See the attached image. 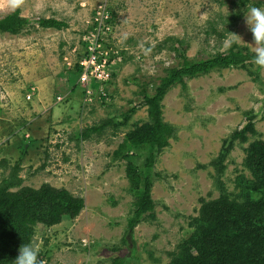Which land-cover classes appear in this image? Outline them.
Returning <instances> with one entry per match:
<instances>
[{
	"label": "rangeland",
	"instance_id": "rangeland-1",
	"mask_svg": "<svg viewBox=\"0 0 264 264\" xmlns=\"http://www.w3.org/2000/svg\"><path fill=\"white\" fill-rule=\"evenodd\" d=\"M249 6L264 7V0H0V17L19 9L30 20L19 33L0 32V181L17 166L20 186L48 183L84 202L73 219L34 226L31 241L41 244L42 264H112L114 258H124V264H166L168 252L191 233L190 219L201 200L220 193L211 161L254 110L255 133L244 142L233 141L221 180L231 192L238 174L250 176L245 149L264 141V67L254 63L184 78L164 92L161 119L172 125L175 136L154 156L153 217L145 216L131 235L127 223L134 194L127 160L113 153L126 131L147 120L137 83H148L152 92L165 68L178 61L173 46L191 59L207 57L224 51L235 33L242 39L235 45L253 52L243 19ZM106 15L110 29L102 35L100 50L110 49L113 63L108 65L115 75L106 82L107 99L96 96L84 106L85 85L77 81L76 69L83 57L81 37L95 17ZM48 17L65 27L37 25L38 18ZM132 105L138 107L126 126L111 123L100 135L80 139L83 128L106 118L121 120L119 114ZM129 152L136 153L134 148ZM144 157L140 153L133 161L139 166Z\"/></svg>",
	"mask_w": 264,
	"mask_h": 264
},
{
	"label": "trees",
	"instance_id": "trees-1",
	"mask_svg": "<svg viewBox=\"0 0 264 264\" xmlns=\"http://www.w3.org/2000/svg\"><path fill=\"white\" fill-rule=\"evenodd\" d=\"M109 22L110 19L107 24ZM36 23L43 28L55 29L66 25L53 17L38 18ZM29 24L30 20L22 17L19 9H15L0 17V32L16 34ZM175 40L181 45L180 40ZM172 49L178 61L165 68V74L157 78L158 84H155L152 92L147 90L148 83L136 82L139 87L137 97L141 98L140 105H146L147 120L134 124L126 131L123 140L113 151L115 156L127 160L126 177L129 190L134 194V208L127 223L128 235L145 216L153 217L150 174L154 156L168 145L170 137L175 136L172 125L161 119L160 100L164 92L177 82L183 84L184 78H194L221 69L243 68L253 63L254 55L247 47L235 44L222 52L197 59L186 56L180 47L173 46ZM107 51L110 54V49ZM84 53L82 51L79 57ZM110 58H113L112 53ZM76 69L79 76L81 65L77 64ZM114 75L111 72V77ZM104 93L109 96L106 87ZM106 95L99 96V99H106ZM83 105L87 104L83 102ZM137 107L132 105L126 111L127 114L120 113L121 120L116 122L113 118H106L102 123L83 128L79 132L80 139L87 140L93 134L100 135L103 128L111 123L114 128L126 126L129 115ZM245 115L244 124L234 129L225 146L224 140L222 150L211 161L217 171L214 180L220 192L218 197L201 200L197 215L190 219L191 233L178 242L173 251L168 252L169 261L166 264H264V141H253L245 149L243 162L250 176L238 174L234 180V191H228L221 180L225 169L223 161L233 141L244 142L248 139V133H255L253 124L258 112L251 110ZM133 148L135 154L129 152ZM140 153L145 157L143 164L138 166L133 159H137ZM17 168L14 166L0 181V264H12L20 244L31 241L37 223L52 226L64 217L73 219L84 207L83 198L72 195L65 188H55L48 183L38 188L20 186L22 180L17 176ZM155 175L159 177L158 173ZM121 241L127 244L128 239L123 237ZM112 264H124V258H114Z\"/></svg>",
	"mask_w": 264,
	"mask_h": 264
},
{
	"label": "built area",
	"instance_id": "built-area-1",
	"mask_svg": "<svg viewBox=\"0 0 264 264\" xmlns=\"http://www.w3.org/2000/svg\"><path fill=\"white\" fill-rule=\"evenodd\" d=\"M108 15L101 17L100 20L95 17V21L91 24V28L87 29L81 37L82 51L85 52L82 59L78 62L81 65V73L78 82L84 86L83 102L90 105L97 96H103L104 86L111 77L112 68L108 62L113 63V59L107 57V50H100L103 40L102 35L108 33L110 25L107 24ZM32 91V89H30ZM26 99H30V94H26ZM62 97L56 96V100L60 101Z\"/></svg>",
	"mask_w": 264,
	"mask_h": 264
},
{
	"label": "clouds",
	"instance_id": "clouds-1",
	"mask_svg": "<svg viewBox=\"0 0 264 264\" xmlns=\"http://www.w3.org/2000/svg\"><path fill=\"white\" fill-rule=\"evenodd\" d=\"M15 6V4L12 5V7ZM227 15L228 10H226L225 12V19ZM243 19L248 30L251 32L252 40L255 45L252 49L254 53L252 58L253 63L257 66L264 67V7L249 6L246 10L243 11ZM240 40H242L240 36L233 33V35L227 40L224 45L225 50L231 47L232 44H239ZM103 90L105 92V86ZM40 251L41 244L36 240L20 244L17 255L14 259H12V264H42V262L38 258Z\"/></svg>",
	"mask_w": 264,
	"mask_h": 264
}]
</instances>
